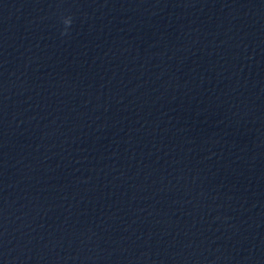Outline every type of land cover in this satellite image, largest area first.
Returning a JSON list of instances; mask_svg holds the SVG:
<instances>
[{"label": "clouds", "instance_id": "1", "mask_svg": "<svg viewBox=\"0 0 264 264\" xmlns=\"http://www.w3.org/2000/svg\"><path fill=\"white\" fill-rule=\"evenodd\" d=\"M71 18L69 17V18H66V19H64V24L66 25V26H68V25H70L71 24ZM63 34H65V33H62V35Z\"/></svg>", "mask_w": 264, "mask_h": 264}]
</instances>
